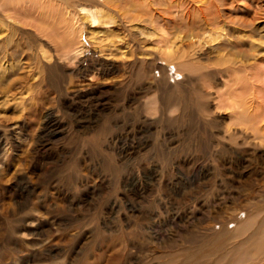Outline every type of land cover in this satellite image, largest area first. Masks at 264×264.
Returning a JSON list of instances; mask_svg holds the SVG:
<instances>
[{
    "label": "rangeland",
    "instance_id": "obj_1",
    "mask_svg": "<svg viewBox=\"0 0 264 264\" xmlns=\"http://www.w3.org/2000/svg\"><path fill=\"white\" fill-rule=\"evenodd\" d=\"M262 78L264 0H0V264H264Z\"/></svg>",
    "mask_w": 264,
    "mask_h": 264
},
{
    "label": "bare ground",
    "instance_id": "obj_2",
    "mask_svg": "<svg viewBox=\"0 0 264 264\" xmlns=\"http://www.w3.org/2000/svg\"><path fill=\"white\" fill-rule=\"evenodd\" d=\"M153 1V0H152ZM208 1V0H207ZM212 2V1H211ZM207 7V6H206ZM85 10V9H84ZM88 14H90L91 15V17H92V19L94 20V22H100L101 20H103V19H101L100 17H99V15H100V12H99V10H85ZM199 22V21H198ZM205 24V23H204ZM202 28V27H201ZM211 29L210 28H208L207 30H206V32H210L211 34H216V35H213L214 36V40H217L218 39V37H219V35H218V32H211L210 31ZM238 42H240V40L238 41ZM227 47H224L223 49H226ZM169 49V51H167L165 54L167 55V56H169V57H172L173 56V54L175 53L174 51H173V49H172V47L170 48H168ZM235 50L237 51V53H236V55L238 54L239 55V53L242 55L243 53H241L240 52V50H239V47H235ZM249 50L250 51H252V46L250 45L249 46ZM81 51V50H80ZM160 52V51H159ZM45 53V52H44ZM248 55H250V54H248ZM178 56V55H177ZM243 56H245V55H243ZM155 60H151L149 63L148 62H146V63H148V67H149V69H154L155 67H157V63H159L160 64V61H162L164 58H162V57H160L159 56V53L157 54H155ZM48 60H50V57L48 56V57H46ZM175 58H176V56H175ZM174 58V59H175ZM185 58V57H184ZM243 58V57H242ZM159 59H160V61H159ZM172 59H173V57H172ZM233 59V60H232ZM232 59H227V62H229V66L227 67V68H233L234 69V71L235 72H237V71H241V70H243L242 68H243V66L244 67H256L255 66V64H253V63H248V62H244V61H242L241 59H234V58H232ZM147 60V59H146ZM165 60V59H164ZM247 61V60H246ZM147 65V64H146ZM164 66H166V67H169V66H167V65H165L164 64ZM145 71H147V70H145ZM262 71H263V69H262ZM238 73V72H237ZM257 73V74H256ZM258 71L257 70H255V68H254V70L253 71H251V72H249V75L251 74V76H252V78L254 79V80H256V77L258 78L259 76H258ZM262 73V72H261ZM147 75V74H146ZM145 75V76H146ZM240 75V74H239ZM238 75V76H239ZM260 75V74H259ZM237 76V75H236ZM237 76V77H238ZM163 77V76H162ZM251 78V79H252ZM262 79H264V78H262ZM252 81V80H251ZM238 82V81H237ZM257 84L254 82V91H253V93L252 92H250V94H249V96L248 97H244L243 95H241L240 93L241 92H239V91H237V88H236V86L235 85H233V86H231V87H229V88H225V91L224 92H222V94L221 93H218L221 97H222V95H224V97L222 98V100H224V101H228L229 103H228V107H230V109H231V112H232V114L233 115H236V116H240V115H246V116H255V117H257V115L260 113V111H259V105H258V103H259V98H260V96L258 95L259 94V90H258V88H259V86H256ZM207 93H209V92H207ZM184 101H181V100H176L175 102H171L173 105H175V106H177L179 109H180V111H181V113H184V111H186V108L188 107V105H185L184 103H183ZM207 103V102H206ZM263 103V102H262ZM171 104V105H172ZM190 104V103H189ZM208 104H209V102H208ZM196 104H194V106H195ZM202 105V104H201ZM167 107H168V105L167 104H164L163 106H162V111H165L166 109H167ZM192 108H193V106H192ZM178 109V110H179ZM197 110H198V108H197ZM15 112V114H19L20 112H21V109H19V108H16V110L14 111ZM181 115V114H180ZM259 118V117H258ZM245 124H247V125H249V124H251L253 127H254V129H256V130H258V131H261V133H264V118L263 119H261V118H259V119H257L256 121H247V122H245ZM0 125H3V123L2 124H0ZM205 125V124H204ZM208 125H210V123L208 124ZM205 127H206V125H205ZM204 127V128H205ZM5 128V127H4ZM201 128V127H200ZM230 128H231V126H230ZM205 131V130H204ZM232 135V134H231ZM219 245V244H218ZM250 264V263H249Z\"/></svg>",
    "mask_w": 264,
    "mask_h": 264
}]
</instances>
